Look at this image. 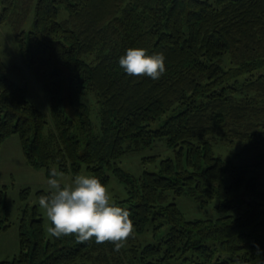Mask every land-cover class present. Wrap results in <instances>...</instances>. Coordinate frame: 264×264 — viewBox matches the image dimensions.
Instances as JSON below:
<instances>
[{"label": "trees", "instance_id": "16d2710c", "mask_svg": "<svg viewBox=\"0 0 264 264\" xmlns=\"http://www.w3.org/2000/svg\"><path fill=\"white\" fill-rule=\"evenodd\" d=\"M0 23L48 92L53 120L47 127L0 58V148L17 135L28 166L47 178L52 167L73 176L84 167L107 186L113 174L127 194L114 204L134 225L119 251L94 238H47L26 203L19 251L0 264H264V72L253 74L264 66V0H0ZM129 48L163 53L166 72L127 75L118 61ZM156 141L174 152L158 172L135 177L117 164ZM219 143L239 151L225 157ZM6 188L0 233L11 225ZM183 196L212 204L216 217L186 218L174 202ZM165 225L157 244L136 240Z\"/></svg>", "mask_w": 264, "mask_h": 264}, {"label": "rangeland", "instance_id": "374dc122", "mask_svg": "<svg viewBox=\"0 0 264 264\" xmlns=\"http://www.w3.org/2000/svg\"><path fill=\"white\" fill-rule=\"evenodd\" d=\"M0 58L6 67L3 75L24 89L27 100L41 111L47 121V127H50L53 120L50 112L49 94L44 89L43 84L37 79L34 71L26 65L25 60L19 54L14 41V30L10 25L5 23H0ZM260 72H264V66L254 71L253 74L256 75ZM247 77H249V74H244L238 80L242 82ZM83 100L90 106L92 110L91 118L94 124L97 125V106L94 96L88 93L85 98L83 97ZM158 126L159 121L151 124L150 129H157ZM215 150L225 157H232L239 151V147L238 145L229 147L219 143L216 144ZM167 158H174L173 150L168 148L164 141H156L149 148L126 154L117 161V164L127 173L138 177L144 171L158 172L160 161ZM79 174L91 176L84 167ZM73 177L72 174L65 173L64 183H69ZM109 177L110 181L106 187L110 191L112 202L115 203L126 198L127 194L123 184L113 174L109 173ZM47 179L44 169H33L28 166L17 135L10 136L2 143L0 148V190L7 187L5 200L8 204V218L11 225L0 233V261L11 260L19 251L18 219L20 210L26 203L30 206H37L43 219L45 235L47 238L50 237L46 232L49 222L46 220L43 210L39 207L38 198L35 195L40 190L47 192ZM27 188L30 189L31 194L26 202H22L20 200V191ZM262 188H264V185H262ZM174 202L188 219L216 217L212 204L201 207L186 196L179 197ZM167 231L168 226L165 225L154 234L152 227L149 226L146 232L136 236V240L143 245L148 243L157 244L165 238Z\"/></svg>", "mask_w": 264, "mask_h": 264}, {"label": "clouds", "instance_id": "9594fccd", "mask_svg": "<svg viewBox=\"0 0 264 264\" xmlns=\"http://www.w3.org/2000/svg\"><path fill=\"white\" fill-rule=\"evenodd\" d=\"M129 76L158 80L166 72L163 53L149 55L144 48H129L118 61ZM65 173L52 167L46 183L47 194L38 197L49 226V236H75L77 242L95 239L110 242L119 251L134 234L129 210L115 205L109 189L95 176L75 175L64 183Z\"/></svg>", "mask_w": 264, "mask_h": 264}]
</instances>
